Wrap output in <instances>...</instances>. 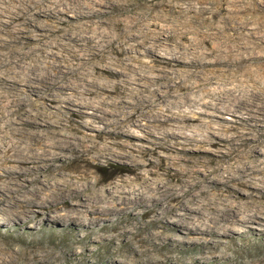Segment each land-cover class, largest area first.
<instances>
[{"label": "bare ground", "instance_id": "obj_1", "mask_svg": "<svg viewBox=\"0 0 264 264\" xmlns=\"http://www.w3.org/2000/svg\"><path fill=\"white\" fill-rule=\"evenodd\" d=\"M153 1L132 0L133 9L130 10L125 7L124 0H104L100 2V7H108L112 11L101 18V22L69 26L68 20L63 19L64 12L57 10L58 6L51 1L14 0L13 6L11 0H0V48L3 47L0 52V190L10 191L13 194L10 199L14 201L24 190L33 196L43 195L44 204L48 206L55 202L63 204L66 214L57 218L67 222L73 232L85 229L89 241H99V246H110L117 239L114 238L113 229L103 231L102 235L95 231L101 232L109 224H112V228L114 223L123 224L125 227L119 230V234L129 241V254L122 256L123 262L119 264H197L198 254L215 257L211 246L221 237H231L230 235L242 233L245 229L250 235L255 230L259 231L255 235L260 239L264 238V177H257L258 174L264 175V151L261 155L256 153L261 148L259 141L264 137V127L241 126L242 130L232 133L226 140L209 141L211 145L219 146L213 152L217 157V166L212 172L203 173L201 168L205 170L207 167L199 165L192 158H186L183 153L206 152L194 148V144L205 142V134H225L223 126L207 125L205 132L200 127L182 124L183 121H197L194 116L171 113L166 108L158 111L154 108L170 94L168 91L162 93L161 90L174 86V92L189 89L192 94H183L184 98L178 102L181 107L204 103L207 98L204 107L220 111L223 109V102L233 96L238 103L235 110L246 112L250 120L257 113L264 117V61L248 63L249 60L264 59V56H258L264 52L263 21L259 17L249 18L260 26L254 32L259 40L255 43L248 39L252 34L244 32L245 29L250 30L248 21L244 18L243 21L239 20L240 23L236 22L237 17L232 10L235 13L242 6L236 8L235 2H232L231 7H236L232 10L225 9L226 16L222 15L219 19L222 9L215 2L216 5L208 9L212 14L211 18L201 21L195 15L200 22L198 26H192L193 29H190V24L178 19L186 13L182 6H167L162 3L159 7L163 11L167 9L173 15L178 13L177 17H171L170 33H167L170 34L169 40L176 37L189 39L187 45L182 43L184 47L177 42L175 47L184 49L179 52L168 50L165 46L168 42L159 43L160 41L154 40L168 30L160 27V24L147 23V10H154ZM186 1L188 4L189 0ZM83 9L76 7L72 10L76 12L75 16L70 17L83 18L86 13ZM88 9L94 10L91 6ZM98 15L97 18L100 19L104 14L99 12ZM40 17L54 18L57 21V25H54L56 28L48 30L52 34H60L55 38V45L50 44V50L40 54L34 52L43 50L42 47L29 53L13 51L10 55L7 43L16 42L17 37L4 39L1 33L6 28L12 32L24 31L35 22L41 24L37 22ZM157 19L162 21L161 16ZM59 24L61 26L57 27ZM203 24L207 25L205 31H202ZM47 36L38 37V40ZM159 50L165 51L170 56L167 59L177 63V67L179 62L188 58L190 61L186 63L196 69L177 70L164 66L166 62L162 59L143 62L136 58L140 55L145 58L155 55ZM31 55H36L32 57L33 64L21 61V58L27 59ZM189 55L191 56L188 57ZM53 57L55 61L50 60ZM59 58L65 59L74 76V81L70 80L69 84L75 89L81 88L83 98L100 90L120 93L105 97L112 101L107 104L109 108L102 110L97 106L95 109L91 108L92 112H86L94 120H99L102 126H97L96 123H82L78 127L50 124L46 122L47 114L40 115L38 105L31 109L38 113L28 116L24 106L30 102L29 94H36L35 89L53 75L57 77V73L45 71L46 67L42 63L53 62L55 68L57 65L61 67ZM208 66L212 69H206ZM98 69L110 73L112 78L98 75ZM63 73L64 71L59 70L60 75ZM166 75L175 76L168 78ZM213 80L221 82L224 88V84L229 82L234 87L220 92L201 91L212 84ZM188 81L191 83L190 87L187 85ZM149 87L153 89L148 90ZM64 88H69V85L60 84L58 90ZM102 95L104 96L103 93ZM71 100L76 102L78 109L93 106L88 101L79 102L75 95H71ZM71 100L64 102L70 103ZM56 101L60 100H55L52 104ZM235 110L232 109V112ZM72 111L73 115L80 113L77 109ZM150 120L163 123L179 120L180 123L166 126L161 131L155 129L158 136L149 133L154 139L150 143L154 148L146 151L149 146L132 142V138L138 136L131 132V127L142 122L139 125L150 129L153 126L150 125ZM38 121H42L43 125ZM82 129L96 134L87 135ZM188 131L192 132L191 136L187 135ZM248 134L252 136L247 138ZM168 138H184L188 143L180 145ZM178 146L182 149H176L178 157H173V149ZM68 153L72 158L66 157ZM92 153L96 156V162L87 163V168L101 169L113 164L114 174H131L133 178L121 177L104 185L103 179L97 176L91 178L87 170H71V163ZM160 161L165 162L163 168H174L177 171V184H170L156 172H144L150 164ZM213 161L208 159L207 165ZM227 161L233 163L228 164ZM34 200L31 199L28 205L22 207V211L29 213L25 208L34 207ZM16 204V201L8 203L3 212L5 217L19 216L17 210L13 209ZM84 208L90 209L95 216L85 221L80 220ZM57 210L49 209L50 213ZM36 219L37 216L31 215L24 223L28 224ZM19 223L22 225L23 221ZM164 225L189 229L194 233H207L210 238L203 241L192 240L191 244L199 252L187 254L184 258L181 256L186 253L183 241L178 239L166 242L170 229L164 228ZM156 228L162 231L155 230ZM107 233L111 234L106 235ZM86 236L80 239L75 235L74 238L82 241ZM83 248L87 250L86 246ZM111 256H116V252ZM0 264L13 262L1 260ZM248 264H264V256Z\"/></svg>", "mask_w": 264, "mask_h": 264}, {"label": "rangeland", "instance_id": "obj_2", "mask_svg": "<svg viewBox=\"0 0 264 264\" xmlns=\"http://www.w3.org/2000/svg\"><path fill=\"white\" fill-rule=\"evenodd\" d=\"M51 1L52 4L55 3L58 8L57 10H60V12L64 15L65 20H68V25L74 26L76 24L81 23H88L92 22V24H95L97 22H101L102 19L105 16H107L112 9H108V7H100V2L104 0H48ZM117 1V0H114ZM125 7L127 9H133V6L131 5L132 0H124ZM13 2V6H15L14 0H11ZM186 0H154V10L149 11L147 10V23L153 24L157 23L160 24V27L165 28L168 31H165L163 35H161L158 38H155L154 40L161 42H168L166 48L168 50H175L179 52H183L184 49H177L175 46L177 45V42H180L181 46L182 43L187 45L188 40L187 39H181L179 37H176V39L171 38L169 40V35L167 33H170L169 28L171 17H174V15L177 17L178 13H174V15L169 12L167 9L159 7L160 4L164 3L167 6L172 5H180L181 8H184L186 10V13L183 17L178 18L180 22L188 23L191 25L190 29H193L192 26H198L199 20H197V17L200 18L202 21L206 18H211L212 14L208 11L209 8L214 7L216 4L215 2H218L217 6L219 9H222V13L218 16V19L225 15V9L230 8L231 10L236 8H240V11H236L233 15L237 17L236 22L240 23V21H243L244 18L248 22V28L250 30H246L244 32H249L252 34V36H248L249 40L254 41L255 43H258L259 40L257 39V35L254 34L256 29L260 28L257 22H251L249 20L250 16H253L254 18H261L262 22V29L264 30V0H201L198 2V0H189V3H186ZM232 2L236 3L235 7H231ZM141 3H144V1H141ZM149 5V3H148ZM91 6L94 10L88 9V7ZM66 7V8H64ZM84 8L83 11L86 12L83 18L75 19L71 18L70 16H75L76 12L72 11L75 10V8ZM70 8V9H69ZM163 11V14H162ZM178 11V9H176ZM196 11V12H195ZM102 12L104 15L100 16V19L97 17L99 16L98 13ZM252 14V15H251ZM195 15L197 17L195 18ZM158 16H161L162 21L157 19ZM154 20V21H153ZM240 20V21H239ZM36 22L33 23L28 29L26 30H18L17 32H12L9 30V28H6V30L1 33V37L4 39H9L11 37L16 36V42H8L7 46L10 49V55L13 51L16 52H25L29 53L33 50H36L37 47H42L43 50L35 51L34 54H40L43 53V51L50 50L48 46L52 44L55 45V38H57L60 34L56 32V34H52L54 25H57V21L54 18H45L40 17ZM224 22V20H223ZM53 25V26H49ZM103 25V23H102ZM225 25V24H224ZM223 25V26H224ZM59 24L57 27H60ZM227 26V25H226ZM182 30H185L183 26H180ZM207 25L203 24L202 31L206 30ZM176 28V27H175ZM154 30V28H152ZM143 31H146L145 29H142ZM46 38L42 40H38V37L46 36ZM169 40V41H168ZM156 42V43H157ZM264 46V43H263ZM3 47L0 48V52H2ZM57 51H55L56 53ZM56 55H58L56 53ZM264 56V52L262 54H258V56ZM189 55L188 57H190ZM32 57H36V55H31L29 58H21V61L25 64L26 62L29 64H33ZM246 58L248 56H245ZM19 58V56H18ZM136 58H140V61L143 62H151V61H159L163 60L166 62L164 66L173 67L177 70H195V66H189L186 62H189L190 60L184 59L183 62H179V66L177 67V63L170 62L169 55L166 54L165 51L159 50L155 55H148L146 58L143 55L136 56ZM55 61V57L53 59H50ZM259 60L264 61L263 58H258L255 61L249 60L248 63L253 62H261ZM105 61V59L103 60ZM58 62L61 67L58 66L55 68L53 62L50 64H47L45 62L42 63V66H45V71L48 72H55L57 73L56 76H52L50 80L45 81L39 85L38 89H35L37 91L36 94H32L30 96V102H27L25 104L24 109L27 111L28 116L29 114H36L38 113L35 110H31L34 107L39 106L40 115L41 114H47L46 122L50 124L59 123L62 124L64 127H78L82 123H96L97 126H102L103 124L99 120H94L90 115H87L86 112H92L91 108L95 109V107H100L102 110L104 108H109L110 106L107 105L108 103H111L112 101L109 99H105V97L117 95L120 93H111L110 91H95L92 95L85 96V98L82 97V90L81 88L75 89L74 86L70 85L69 81H74L72 72L70 68L67 67V64L65 63V59L59 58ZM206 69L210 70L212 69L211 66L206 67ZM60 71H64L63 74H59ZM100 76H106L109 78H112V75L108 72H103L102 70L98 69L97 71ZM60 75V76H58ZM168 78L174 77L175 75H166ZM52 79V80H51ZM63 81V82H62ZM193 80L191 81V83ZM191 83L188 81L187 85L190 87ZM61 85L67 86L69 85V88H64L61 90H58V87ZM173 85V84H172ZM225 88L223 87L221 82H217L216 80L212 81V84L209 86L201 89V91H208V92H220L223 89H229L234 87L232 83H225ZM236 85V83H234ZM152 87H149L148 90H152ZM175 87L171 86L169 89L163 88L161 90L162 93L169 92L170 94L167 95L164 98V101H161L159 105H157L154 110H160L165 108L169 110L171 113H181V114H188L190 116H194L197 118V121L194 122H186L183 121L182 124L184 125H191V126H197L200 127L203 131L206 132V126L207 125H221L223 126V129L226 131L225 134L217 135V134H205L206 141L201 144H194V148L200 149V150H206L204 151H198L197 154H192L189 151H186L183 153V155L186 158H192L197 161L199 165L206 166L207 168L203 170L201 168L200 171L203 173H209L214 170V168L217 166L216 160L217 157L213 152H215L219 146L211 145L209 141H216L220 142L223 140H226V138H230L232 136V133H235L241 129V126H247V125H257L259 128L264 127V117H262L260 114H255L253 117V120H250V116L241 110H235L237 109L235 106H238L236 98L231 96L227 98L223 102V109H220V111H214L211 109H208L204 107V103L208 101V99H204V103L199 102L196 105H184L183 107L179 106L178 102L179 99L184 98L185 95L183 94H190V90H184V91H177L174 92ZM100 95L98 96L97 94ZM104 94V96L102 95ZM71 95H75L79 98V102H91L93 106L90 108H81L78 109V106L76 105V102L74 100H71ZM238 95V94H235ZM234 95V96H235ZM240 97V96H239ZM56 101V103L52 104L53 101ZM71 100L70 103H66L64 101ZM104 102L106 103V106L104 107ZM102 104V105H101ZM35 105V106H34ZM38 105V106H36ZM79 110L77 114L73 115L72 110ZM232 109L235 111L232 112ZM85 113H84V112ZM150 112V111H149ZM98 115H101L100 113H97ZM128 121H131L128 120ZM40 124L43 125L42 121H38ZM142 122H138L137 124H141ZM180 123L179 120H171L167 123H163L159 120L152 121L150 120V125H153L150 127V129L143 128L142 125H135L131 127V132L138 136L136 138H132V142H135L142 146H149V149H146V151H149L151 148H154V145L150 144L153 139L149 133H151L154 136H158L155 129H159L161 131L162 128H166V126L169 125H175ZM82 131L87 135H95V132H91L87 129H82ZM204 132V133H205ZM188 136L192 135V132H187ZM249 136H252L251 134L246 135L247 138ZM125 140V139H124ZM170 141H176L180 145H185L188 142L184 138H177V139H171L168 138ZM46 143V141H43ZM261 148L256 150V153L261 155L264 151V137L260 139ZM173 149V148H172ZM176 149H182L181 146H178L177 148L173 149L174 153L172 156H177ZM160 152V150H158ZM67 158H72L71 154H66ZM178 157V156H177ZM94 158L96 156L94 153L90 155H85L80 158V160L75 161L71 163V170H78L80 172L86 171L89 174V176L92 177H100L103 179L104 185H109L113 183L114 181H117L119 178H133V175L131 174H114L113 173V164H109V166L105 165L101 169H96L94 167H86L87 163L90 162H96L94 161ZM264 158V156H263ZM160 160H162L161 157H159ZM212 159L214 160L211 164L207 165V160ZM167 161V160H164ZM164 161H160V163L156 164H150L144 172H156L158 176H163V179L168 180L170 184L174 185L178 183L179 175L177 171L172 169H165L163 166L165 165ZM62 162V160H61ZM60 162V163H61ZM175 162H178V160H175ZM228 164H232L233 161H227ZM74 168V169H73ZM222 173V171H220ZM258 178L264 177L263 174H258ZM39 184L36 185L38 187ZM253 193H256V191H253ZM258 193V192H257ZM10 197H13V194L10 191L1 189L0 190V203H1V209H0V261L6 260V261H12L13 264H119L123 262L122 256L129 254V246L127 243V238L123 235L119 234L120 229H124L125 226L123 224H117L114 223L113 228L112 224H109L107 227H105V230H102L101 232L95 231V233L102 235L103 231H110L114 230V238L117 240L114 242V244L110 246H99L98 242H90L87 238L86 234L87 231L85 229L76 230L73 232V229L69 227L67 222L59 220L61 215H65L66 212L64 211L63 204L60 203H53L52 206H48V204H44L43 195H37L33 196L31 193L22 190L19 193V196L15 201L17 202L16 206L13 208L14 210H17L18 217H5L3 214L4 210H6V207H8L9 202H15L14 200L10 199ZM31 199H35L34 207H28L25 209H28V212H23L22 207L24 208L25 205H28V202ZM49 209H52L55 211V209H58L57 212L50 213ZM48 210V211H47ZM83 212L80 214V220L85 221L88 218H92L95 216V214L91 213L90 209H82ZM87 211V212H84ZM44 212V213H43ZM35 215L37 216V219L33 222L24 223L25 219L27 217ZM20 222L23 221V224L21 225ZM142 223V221H140ZM141 225V224H140ZM143 226V225H141ZM164 228H169L167 225H164ZM192 226V225H191ZM170 236L169 239L165 241L168 243H171L173 240H182V246L185 248L186 253H182L181 256L184 258L187 257V254H194L198 253L196 247H194L191 244L192 240H200L203 241L204 239H209V235L207 233H194L189 231V229H181V227L176 226H170ZM256 228L258 226L255 225ZM155 230L162 231V229L156 228ZM242 230V229H241ZM242 233H238L236 235H230L231 237H221L218 240H216L215 243L212 244L211 250L214 252L212 253L215 257L211 258L210 256H200L197 255L198 263L197 264H248L251 261L257 260L264 256V238H258L257 235L259 231H253L252 234L242 230ZM241 232V231H240ZM112 233V232H111ZM109 233V234H111ZM254 233V234H253ZM108 233L106 235H109ZM245 235L242 237V235ZM77 235L78 238L81 239V237L86 236L82 238V241L76 240L74 236ZM234 239H231V238ZM172 240V241H171ZM84 246H86L87 250H84ZM116 252V256L112 257L111 254ZM134 256V254H133ZM137 257V256H136ZM135 257V258H136ZM186 264H193L191 262H186Z\"/></svg>", "mask_w": 264, "mask_h": 264}]
</instances>
